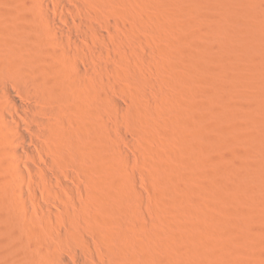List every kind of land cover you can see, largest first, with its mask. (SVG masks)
<instances>
[{"label": "rangeland", "instance_id": "374dc122", "mask_svg": "<svg viewBox=\"0 0 264 264\" xmlns=\"http://www.w3.org/2000/svg\"><path fill=\"white\" fill-rule=\"evenodd\" d=\"M49 1L41 11L0 0V48L24 42L50 89L38 100L1 71L0 123L19 119L14 131L34 135L23 113L45 104V119L66 128L58 150L25 142L35 159L18 162L21 181L8 160L14 131L0 126V264H264L257 41L231 58L205 0ZM49 15L74 40L57 41ZM51 42L62 48L46 73Z\"/></svg>", "mask_w": 264, "mask_h": 264}, {"label": "bare ground", "instance_id": "6f19581e", "mask_svg": "<svg viewBox=\"0 0 264 264\" xmlns=\"http://www.w3.org/2000/svg\"><path fill=\"white\" fill-rule=\"evenodd\" d=\"M32 3L31 4H34L35 7L38 9V10H41V11H45V10H48L50 8V1L49 0H31ZM34 1V2H33ZM52 4L55 3L54 0H51ZM56 3H57V0H55ZM203 1V0H202ZM24 2V1H23ZM206 2H210V4L214 7H218L217 10H214V9H211V6L210 4L206 3ZM226 5H224L223 4ZM30 3V2H29ZM58 3L62 6H66L65 5V2H63V0H58ZM205 3L207 6H210L209 10L211 9L212 12H206L207 15L206 18L208 17V15L210 16L211 13L212 15L214 14H218L220 15L219 12H222L218 9H222V10H225V13L224 11L221 13L222 15H220V17L216 16L213 18V16L211 17H208V21H209V18H211L212 20H214V22H208V25L210 24L211 26H207L208 28H214L216 27V25L218 26V30L217 32L219 31V35H224L225 39H224V42L226 43L228 49H229V53L230 54V57H234V55L236 54V52H239L241 51V53H247L248 49L250 47V42L251 44L252 41H251V38L253 37V39H255L257 41V46L256 48L260 49L259 51H264V0H205L204 1V6H205ZM25 4V3H24ZM27 4V3H26ZM58 4V5H59ZM221 4V5H220ZM223 4V5H222ZM54 5V4H53ZM219 6H222L221 8ZM225 6V7H223ZM64 8V7H62ZM213 8V7H212ZM225 8V9H223ZM229 8V10H227ZM206 9V8H205ZM219 11V12H214V11ZM208 11V9H207ZM228 12H230V15H226L228 14ZM209 13V14H208ZM51 15H49V19H48V27H49V31L52 33V34H57L59 36L58 40L57 41H60L62 43V45L64 44V42H66L67 40H74V36L73 35H67L66 37L64 36L65 34L62 33L63 29L61 28L62 26L59 25V20L57 18H54V17H50ZM213 23V27H212V24ZM62 29V30H61ZM210 30V29H209ZM213 30V29H212ZM216 29H214L213 31L215 32ZM4 32V31H3ZM215 35V34H214ZM57 36V37H58ZM43 37V36H42ZM45 39H47L45 37ZM64 39H66V41H64ZM9 40V37L7 38V44H5L4 47H1L0 48V73H2L1 71L5 70V69H9L10 71H7V72H10V74H8V76L10 78H12V81H19L18 84L20 82H23V81H27V83L31 84L34 86V91L32 90L33 92V95H35L33 98H36V99H40L42 98V96L45 94V93H48L50 92V89L49 87H47L46 85H43L45 87L44 90H40L42 85H40L42 82L41 80H38V76L37 75V68H35V66H32L31 64H29L27 62V59L30 55V51H29V47L26 46H22L24 44L17 41H8ZM215 40V39H214ZM213 41V40H212ZM4 42V41H3ZM44 43H48V42H44ZM55 42H51L49 45H52L54 44ZM68 43V42H67ZM2 45V43H1ZM0 45V46H1ZM3 46V45H2ZM61 46V45H60ZM64 46V45H63ZM66 46V45H65ZM49 50H46L45 52V55L42 57H40V61L42 62L43 66L42 67H47L48 65V61L49 63H51L50 61L51 60H56V54H55V50H60V47L57 45V43L54 44V49L52 50L51 49V46H49ZM48 49V48H47ZM51 49V50H50ZM251 49V48H250ZM246 51V52H244ZM70 52V51H69ZM95 52V51H94ZM68 53V52H67ZM44 54V53H43ZM65 54V53H63ZM71 55V54H70ZM237 55V54H236ZM236 58V57H234ZM47 63V64H46ZM46 65V66H45ZM48 68V67H47ZM43 68H41L42 70ZM49 69V68H48ZM47 69V70H48ZM47 70L45 68V71L42 70L43 72H46L47 73ZM78 70V69H77ZM259 70H261V72H263L262 70H264L263 68H259ZM39 71V70H38ZM72 71H74L72 69ZM49 72V71H48ZM79 72V71H78ZM260 72V73H261ZM4 73V71H3ZM36 73V75L34 76V74ZM258 73V74H260ZM50 74V73H49ZM81 74V73H80ZM79 75V74H78ZM83 76V74H81ZM262 75H259L258 78H255L254 77V80H258L259 81H262L260 80ZM57 77V76H56ZM257 77V76H256ZM61 79L62 77L58 76L56 79ZM75 78V77H74ZM77 80H72L71 83L75 86H77L78 84L80 85H83V83L85 82L83 79L80 80L79 76H77ZM83 78V77H82ZM14 79V80H13ZM54 79V82L55 80ZM57 80L56 82L59 83V81H62L61 80ZM66 79V78H65ZM262 79V78H261ZM7 80V79H6ZM11 80V79H10ZM22 80V81H21ZM67 80V79H66ZM263 81H264V75H263ZM55 84V87L58 86V84ZM66 82V81H65ZM68 82V81H67ZM257 83V81H255ZM11 83V81H10ZM26 83V82H25ZM61 83V82H60ZM5 84V83H4ZM17 84V85H18ZM24 84V83H23ZM257 84H262L261 83H257ZM264 84V82H263ZM50 85V84H49ZM57 85V86H56ZM95 85V84H93ZM64 86V84L62 85ZM61 86V87H62ZM75 86V87H76ZM84 86V85H83ZM221 86V85H220ZM85 87V86H84ZM83 87V88H84ZM263 90H264V85H261L260 86ZM52 88V87H51ZM59 88V87H57ZM223 87H220V90L222 91L223 89H221ZM62 89V88H61ZM77 89V88H75ZM81 89V88H80ZM54 90V89H53ZM88 90V89H87ZM86 90V91H87ZM94 90V89H93ZM49 91V92H48ZM96 91V90H95ZM55 92V91H54ZM93 92V91H91ZM60 93V92H59ZM79 93V92H78ZM81 93V92H80ZM79 93V95H80ZM82 94V93H81ZM77 98V96H75ZM81 96H79L80 98ZM77 98V99H79ZM10 99V98H9ZM75 101V100H74ZM80 101V99H79ZM77 100V103L74 104V105H81V103ZM10 105V109L15 113H23L24 111H22L21 107H19L17 105V103L15 104L14 101H9ZM80 103V104H78ZM70 104V103H69ZM7 106V105H6ZM8 107V108H9ZM31 110L30 112H24V116H29L31 117V119L34 121V124H31V123H26V127L28 128V130H30L31 133H34V135H30V136H26L25 134L23 133H16L14 131V129L19 126L20 124V121L19 119L16 120L15 122H8L7 119L5 120V122H1L0 123V126L5 129V130H8V131H11L13 133L12 134V137H11V145L10 147L8 148L9 151L8 154H9V162H11V164L15 165V170L13 173H15V177L18 179V180H21L23 178V176L21 175L23 173V169L22 167H20V165H18V162H25L27 159H35V156H34V153L33 151L26 146L25 142H29L30 144H32L34 146V148L38 149L39 146L42 145V143L44 145L42 146H46L48 149L51 148L53 149L54 148H57L58 146L62 145L63 143V134L65 133L64 128H61V126H53L51 125V123H49V121H47L48 119H45L46 117L44 116V112L46 113V111L48 112V107L44 105H41L39 107L38 106H31ZM76 107V106H75ZM73 109V108H72ZM74 109H78V108H74ZM11 111V112H12ZM73 111V110H72ZM74 112V111H73ZM76 112V111H75ZM71 113V112H70ZM49 114V113H48ZM73 114V113H71ZM104 116V115H103ZM50 117V116H49ZM76 117V116H75ZM54 119V118H53ZM56 121V120H55ZM58 122V121H57ZM59 124V123H58ZM65 124V123H64ZM62 125V124H61ZM22 126V125H21ZM67 126V125H66ZM64 129V130H63ZM70 129V128H69ZM16 130V129H15ZM70 134V133H69ZM42 138V139H41ZM46 138L47 141H44L42 142V140ZM45 140V139H44ZM63 140V141H62ZM103 144V143H102ZM96 145V144H95ZM41 146V147H42ZM93 146V145H92ZM96 148V147H95ZM98 148V147H97ZM49 149V150H51ZM59 149V147L57 148V150ZM95 151V150H94ZM98 152V151H97ZM127 156V155H126ZM125 156V157H126ZM61 160V159H60ZM9 162L7 161V163L9 164ZM17 164V165H16ZM12 165V166H13ZM10 166V165H9ZM34 167V165H32ZM30 168H32L30 166ZM11 171V170H10ZM24 175V174H23ZM23 180V179H22ZM21 180V181H22ZM51 181V180H50ZM126 182V181H125ZM46 183V182H45ZM123 183V182H122ZM19 187V186H18ZM10 189V188H9ZM14 189V188H13ZM19 199V198H18ZM19 201V200H18ZM135 205V204H133ZM69 206V205H68ZM88 207V206H87ZM86 207V209H87ZM90 207V206H89ZM89 207H88V211H89ZM70 208V207H69ZM85 209V210H86ZM82 210V209H81ZM80 210V211H81ZM91 210V209H90ZM47 211V210H46ZM75 211V210H73ZM84 211V210H83ZM122 212L121 213H127V212H123V210H121ZM91 212V211H90ZM78 213V212H77ZM82 213V212H81ZM73 214V213H72ZM76 214V213H75ZM81 215V214H80ZM84 215V214H83ZM75 216V215H74ZM86 216V215H85ZM125 216V215H124ZM127 216V215H126ZM130 216V215H129ZM133 217V216H132ZM74 218V217H73ZM76 218V217H75ZM125 230V229H124ZM44 231V234H45V244L47 245V249L49 250V248L51 246H54L55 245V241L53 239V237L51 235H49V233L47 232L46 229H43ZM80 236V235H78ZM82 236V235H81ZM84 237V236H83ZM84 239V238H83ZM81 237V240L84 241ZM86 241V240H85ZM84 241V242H85ZM88 243V242H87ZM88 246V245H87ZM77 249V248H76ZM88 250L90 248H87ZM47 250V251H48ZM51 250V248H50ZM93 252V251H92ZM90 253V255H92L93 253ZM98 254V253H97ZM76 255L77 257L76 258H79L81 259V257L83 256H80L79 254H77L76 252ZM89 256V255H88ZM102 258V257H100ZM78 259V260H79ZM92 259V258H91ZM103 259V258H102ZM95 260V259H94ZM65 261V260H64ZM81 261V260H80ZM101 261V260H100ZM104 261V260H103ZM102 261V262H103ZM79 262V261H78ZM67 263V262H66ZM68 264V263H67ZM89 264V263H88Z\"/></svg>", "mask_w": 264, "mask_h": 264}]
</instances>
